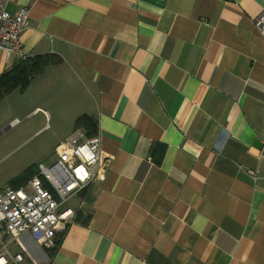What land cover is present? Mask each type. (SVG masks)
<instances>
[{"label": "crops", "instance_id": "1", "mask_svg": "<svg viewBox=\"0 0 264 264\" xmlns=\"http://www.w3.org/2000/svg\"><path fill=\"white\" fill-rule=\"evenodd\" d=\"M21 8L31 12L22 50L0 51V77L46 60L34 79L52 70L64 81L48 96H65L63 141L89 135L78 120L90 118L108 161L63 208L73 223L54 249L21 237L26 261L264 264V0H8L10 14Z\"/></svg>", "mask_w": 264, "mask_h": 264}, {"label": "built area", "instance_id": "2", "mask_svg": "<svg viewBox=\"0 0 264 264\" xmlns=\"http://www.w3.org/2000/svg\"><path fill=\"white\" fill-rule=\"evenodd\" d=\"M7 5L8 0H0V51L13 54L22 50V36L28 29L31 12L21 8L12 15ZM255 25L264 38V14L256 19ZM19 124L20 120L14 119L11 127ZM262 141L264 144V136ZM56 156L50 167L40 164L26 185L0 192V234L9 237L7 242H0V264H31L26 261L29 255L20 243L24 235H29L43 249H54L57 236L65 234L73 223L74 214L64 210V206L96 183L108 168L100 135H88L80 129L60 143ZM250 176L254 182L259 180L256 172L251 171ZM261 181L264 186V178ZM13 242H18L23 252L12 253Z\"/></svg>", "mask_w": 264, "mask_h": 264}, {"label": "rangeland", "instance_id": "3", "mask_svg": "<svg viewBox=\"0 0 264 264\" xmlns=\"http://www.w3.org/2000/svg\"><path fill=\"white\" fill-rule=\"evenodd\" d=\"M52 72L48 70L44 78L33 79L25 90L18 88L6 96L4 104L10 107L11 120L18 119L20 124L2 135L5 137L2 152L10 155L0 164V192L6 188H16L13 182L23 173L29 170L36 173L40 164L50 167L57 160L55 149L65 139L67 123L57 121V116L55 118V110L65 101V96L62 102H52L48 97L64 84L59 75ZM37 108L41 110L28 117ZM44 111L54 113L53 119L46 117ZM2 157L1 154L0 159ZM69 204L72 202L64 208Z\"/></svg>", "mask_w": 264, "mask_h": 264}, {"label": "trees", "instance_id": "4", "mask_svg": "<svg viewBox=\"0 0 264 264\" xmlns=\"http://www.w3.org/2000/svg\"><path fill=\"white\" fill-rule=\"evenodd\" d=\"M46 63L47 61L43 59H28L2 75L0 77V100L13 92L15 89L20 88L21 90H25L30 85L31 81L43 72V67ZM78 124H83L88 127L92 133H89V135L96 134L97 132V127L90 118L82 117L78 120ZM161 148L162 153H160V155L157 154L158 163L161 162L165 153V148L162 146ZM34 174V172L29 170L27 173L25 172L17 177L13 182V184L16 185L15 189H19L23 185L27 184Z\"/></svg>", "mask_w": 264, "mask_h": 264}]
</instances>
